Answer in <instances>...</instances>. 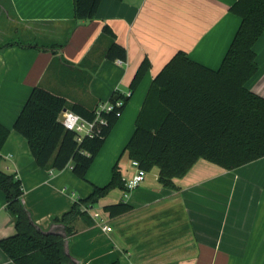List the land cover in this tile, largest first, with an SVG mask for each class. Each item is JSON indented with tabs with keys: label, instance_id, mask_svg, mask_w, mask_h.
I'll list each match as a JSON object with an SVG mask.
<instances>
[{
	"label": "crops",
	"instance_id": "obj_1",
	"mask_svg": "<svg viewBox=\"0 0 264 264\" xmlns=\"http://www.w3.org/2000/svg\"><path fill=\"white\" fill-rule=\"evenodd\" d=\"M234 2L101 0L95 17L79 22L55 54L19 47L0 52V125L9 130L0 169L21 181L22 202L36 225L61 232L51 218L69 212L93 187L106 186L115 165L123 182L134 175L124 149L154 77L178 51L217 70L240 25L229 12ZM73 19V0H0V45L35 37L62 42ZM113 41L125 48L124 62L106 58ZM254 52L258 71L245 87L264 97V34ZM144 59L150 68L130 93ZM35 87L89 111L114 95L127 98L84 180L69 168L52 174L39 168L27 142L13 130ZM158 174L154 167L136 189H114L95 205L80 206L84 216L73 221L74 234L66 244L77 264H264V158L232 170L199 159L183 177L172 180L173 187L162 186ZM119 202L132 211L109 217L104 207ZM103 225L111 231H103ZM15 233L0 191V241ZM0 264H14L1 248Z\"/></svg>",
	"mask_w": 264,
	"mask_h": 264
},
{
	"label": "trees",
	"instance_id": "obj_2",
	"mask_svg": "<svg viewBox=\"0 0 264 264\" xmlns=\"http://www.w3.org/2000/svg\"><path fill=\"white\" fill-rule=\"evenodd\" d=\"M100 2L73 0L74 19L62 42L45 43L37 37L30 42L15 40L0 45V52L19 47L55 54L68 43L79 22L95 17ZM229 12L240 19V25L219 68L209 69L190 60L185 52L175 53L154 77L125 146L128 158L138 162L140 169L149 173L158 168V181L164 187H173L172 180L183 177L199 159L232 170L264 158V97L245 87L258 71L254 45L264 34V0H235ZM105 56L124 62L126 50L113 41ZM149 68L144 59L131 80L130 93L136 91ZM116 98L123 100V106L103 114L105 123L98 126L97 133L77 143L59 121L60 113L70 107L81 118L93 121L94 110L69 106L64 98L35 87L13 130L27 142L39 168L61 172L71 166L72 173L84 180L119 119L117 114L127 104V98L119 95L110 101ZM8 135L9 130L0 125V150ZM114 189L126 191L116 165L106 186L93 187L92 194L73 203L69 212L51 218L52 224L62 226L61 232L43 231L22 202L21 181L0 169V191L16 230L14 236L0 241V248L14 264H77L66 244L74 234L73 221L84 216L80 206L91 207ZM103 210L115 218L132 211V206L119 202Z\"/></svg>",
	"mask_w": 264,
	"mask_h": 264
},
{
	"label": "built area",
	"instance_id": "obj_3",
	"mask_svg": "<svg viewBox=\"0 0 264 264\" xmlns=\"http://www.w3.org/2000/svg\"><path fill=\"white\" fill-rule=\"evenodd\" d=\"M119 62H122L119 60ZM129 97V94L128 96ZM123 106V100L121 98H116L113 102L109 101L103 104H100L94 110V120L88 121L70 110H64L59 115V121L62 123L64 128L68 131H71L75 135V140L77 143H81L86 137L91 138L97 133L98 126L105 123V119L102 118L103 114H108L116 109H120ZM121 114H117L120 116ZM131 167L135 170L134 175L124 181V187L126 189L125 193L136 189L144 181L147 173L139 168V164L136 161H131ZM70 170L71 166H68ZM52 174L53 171H50ZM102 230L105 232H110L111 228L107 225L102 226Z\"/></svg>",
	"mask_w": 264,
	"mask_h": 264
}]
</instances>
